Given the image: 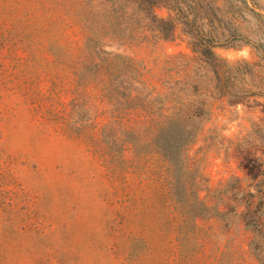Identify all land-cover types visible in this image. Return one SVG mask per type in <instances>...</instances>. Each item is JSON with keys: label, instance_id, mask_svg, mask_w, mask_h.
<instances>
[{"label": "rangeland", "instance_id": "obj_1", "mask_svg": "<svg viewBox=\"0 0 264 264\" xmlns=\"http://www.w3.org/2000/svg\"><path fill=\"white\" fill-rule=\"evenodd\" d=\"M113 1L0 0V264H264L261 18L236 13L259 48L214 50L239 79L192 65L175 89L205 112L169 113L112 69L158 78L186 29Z\"/></svg>", "mask_w": 264, "mask_h": 264}, {"label": "trees", "instance_id": "obj_2", "mask_svg": "<svg viewBox=\"0 0 264 264\" xmlns=\"http://www.w3.org/2000/svg\"><path fill=\"white\" fill-rule=\"evenodd\" d=\"M159 2L169 12L167 20H158L154 15V10ZM120 3L142 7L143 9H139L140 12L151 16L159 39L174 37L177 25L186 29L184 35L188 40L187 44L193 57L182 54L166 55L163 72L158 78L128 58H125L126 67L115 66V69H112L115 75L119 77L123 75L127 80L144 86L147 98L152 101L159 100L162 107H166L169 113L205 112L206 102L204 100H197L198 105L196 101H182L175 89L184 82L188 74H196L192 65H196L200 72L207 71L213 77L215 76L220 91L226 88V83L230 80L237 81L239 79L238 69L229 66L228 62L220 59L214 53V50L221 45H229L235 41H242L244 44L258 47L257 43L251 39V35L243 32V26L237 14L242 11L252 13L261 18L260 23L264 26V17L257 13V10L262 9L254 3V0H114L113 6L120 5ZM110 61H112L110 58H100L99 68L101 69L105 65L111 69L113 63ZM245 65L250 66L248 63ZM174 75H178V80L172 79ZM202 77L205 75H195L197 80ZM192 88L194 96H201L200 93L205 96V91L201 92V86L198 83ZM116 94L118 95L117 92ZM258 94H261L260 91ZM127 96H132V93Z\"/></svg>", "mask_w": 264, "mask_h": 264}]
</instances>
